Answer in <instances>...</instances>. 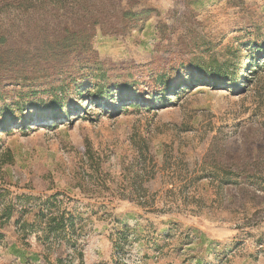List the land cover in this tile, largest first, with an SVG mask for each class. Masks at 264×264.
<instances>
[{
	"label": "rangeland",
	"instance_id": "obj_1",
	"mask_svg": "<svg viewBox=\"0 0 264 264\" xmlns=\"http://www.w3.org/2000/svg\"><path fill=\"white\" fill-rule=\"evenodd\" d=\"M0 264H264V0H0Z\"/></svg>",
	"mask_w": 264,
	"mask_h": 264
},
{
	"label": "trees",
	"instance_id": "obj_2",
	"mask_svg": "<svg viewBox=\"0 0 264 264\" xmlns=\"http://www.w3.org/2000/svg\"><path fill=\"white\" fill-rule=\"evenodd\" d=\"M2 42H5V40H2ZM255 67V64L252 65ZM232 83L237 84L238 78H232L230 80ZM100 87V88H99ZM99 92L98 96L100 95V92L102 93L104 91V87L101 88V86H98ZM106 103L110 102L108 100H105ZM129 105H137L135 102H131ZM56 196H50L44 202L41 203L39 215L38 217L45 219V225L42 228L43 232L46 234L44 235V238L47 240L54 238H59L62 235L61 233H64L65 235H69L66 233L67 229L74 230V218L69 215L66 217L67 213L65 211H60L59 206L57 204ZM45 211L47 213H45ZM26 229V227H24Z\"/></svg>",
	"mask_w": 264,
	"mask_h": 264
}]
</instances>
